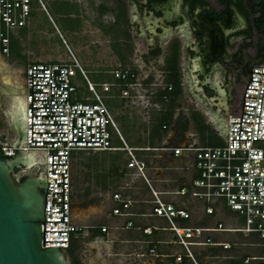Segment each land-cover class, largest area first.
<instances>
[{"label":"built area","instance_id":"built-area-1","mask_svg":"<svg viewBox=\"0 0 264 264\" xmlns=\"http://www.w3.org/2000/svg\"><path fill=\"white\" fill-rule=\"evenodd\" d=\"M34 1L0 0V52L4 55L10 53L12 37L27 27ZM36 1L46 11L41 0ZM70 55L71 62L34 63L24 73L26 139L21 151L34 155L37 166L44 165L43 177L47 182L45 246L44 224L42 246L67 252L74 238L99 229L73 221L74 154L126 153L129 166L146 179L147 163L139 160L137 153L161 150L175 158L183 153L193 156L192 168L197 178L190 188L173 194L200 202L207 215H214L216 206L222 204L236 221L234 225L219 222L214 227L179 226L178 220H190L189 212L162 201L155 194L152 215L167 221L175 235V244L181 249L165 258L171 259V264H264V65L251 70L252 81L241 102H244L243 114L241 109L230 117L223 146L131 148L123 139L106 100L115 92L123 100H136V86L119 73H113L115 78L111 83L93 84ZM79 77L86 83L84 94L79 93L75 83ZM116 140L119 145L115 144ZM0 151L12 157L18 152L10 145H1ZM111 199L117 205L112 211L114 216H131L133 201L122 193H114ZM133 227L128 222L125 229ZM100 231L107 233V228ZM144 233L150 234L151 230ZM218 235L233 236L235 241L217 240ZM247 248L252 251L250 255H239ZM149 254L161 257L154 249Z\"/></svg>","mask_w":264,"mask_h":264},{"label":"rangeland","instance_id":"rangeland-1","mask_svg":"<svg viewBox=\"0 0 264 264\" xmlns=\"http://www.w3.org/2000/svg\"><path fill=\"white\" fill-rule=\"evenodd\" d=\"M41 2L46 11L35 0L32 18L25 29L12 37L9 55L0 52V84L10 89V84L17 82L24 91V73L29 65L71 62V53L86 72L91 83L113 82L114 78L111 77L110 72L117 66L112 51L114 44L113 21L117 7L126 6L125 3L122 4L123 2L120 0H41ZM156 78H159L158 74H156ZM170 82L166 81L165 85H161L160 93L155 94V99L151 100L153 104L156 103V106L149 110L144 109L145 104H142L143 101L138 103V100H124L126 103L120 104L116 107L119 110L114 112L110 107L115 120L119 118L130 127H135L134 145L144 148L143 146L149 144L148 141L146 142V128L150 127V123H154V120L152 122V113L166 107L168 116L166 124L169 126L172 122L171 115L175 109H172L170 105L175 103L172 99L175 92L169 94L168 87L170 85L174 87V84H170ZM75 83L79 93H86V83L82 78H77ZM165 87L166 89L162 90ZM158 95L166 96L165 100ZM9 101L13 102V96L9 98ZM107 103L109 106H116L114 101ZM7 105L8 101L0 99V144L2 145H11L15 140V134L9 130L7 124ZM199 118L201 119L200 116ZM119 130L130 145L128 136L131 133L128 129L124 130L119 127ZM210 141V145L213 146L215 139L211 138ZM115 144L119 145V142L116 140ZM151 157L145 152L137 153V158L147 163ZM40 170L41 168L36 166L19 179L38 176ZM150 173H152L151 169L145 172L147 177ZM143 181L144 179L138 171L129 166V158L126 153L99 152L73 155L74 209L91 212L96 208H104L103 213L107 214L100 220L91 218L89 226H97L102 222L112 228L117 227L118 222L109 218L111 206L107 202V194L119 191L125 196L129 194L131 197L142 199ZM154 186H156V190H162L160 184L157 183ZM147 199H150V196H147ZM219 220L227 225L234 224L231 217L221 216ZM114 230L117 232L113 233L115 238L106 237L97 241L93 237H86L83 234L75 239L71 249L66 253L69 264H116L117 254H124L127 258V255L132 252L145 250V248L134 245L125 239V234L119 237L118 234L122 232L121 230L117 231V228ZM225 240L235 241V238L231 236ZM251 253L252 251L247 248L242 249L239 255H250Z\"/></svg>","mask_w":264,"mask_h":264},{"label":"flooded vegetation","instance_id":"flooded-vegetation-1","mask_svg":"<svg viewBox=\"0 0 264 264\" xmlns=\"http://www.w3.org/2000/svg\"><path fill=\"white\" fill-rule=\"evenodd\" d=\"M120 1L126 6H118L114 16L112 51L117 66L110 75L119 73L135 85L134 95L144 109L156 106L151 100L171 81L169 94H189L199 102L172 104V109L240 112L245 81L255 66L264 65L262 0ZM9 87L14 105L22 99V88ZM9 98L0 90L2 101ZM160 110L167 112L166 107ZM38 166V175H43L44 165ZM26 172L17 170L14 178L21 181Z\"/></svg>","mask_w":264,"mask_h":264},{"label":"crops","instance_id":"crops-1","mask_svg":"<svg viewBox=\"0 0 264 264\" xmlns=\"http://www.w3.org/2000/svg\"><path fill=\"white\" fill-rule=\"evenodd\" d=\"M172 99L175 101L174 104H184L185 102L191 103L192 101L196 104L199 103L195 100L194 96H189V94H175L172 96ZM110 101L116 102V106H109L107 102ZM122 103H126V101L119 97L118 92L113 93L112 98L106 100L109 110L111 107L113 112L119 110V108L116 107ZM233 115L234 114L231 112L229 114H227V112L218 113L217 111L212 112L202 108L193 111L185 106L182 109L174 110L173 115H171L172 122H170L168 126V124H166V117L168 116L165 111L160 110L156 113H152V122L154 120V123H150V127L146 128V142L148 141L149 144L143 147L154 149H161L164 147L184 149L189 147L223 146L225 143L229 119ZM115 122H117L118 128L120 127L124 130L128 129L131 133V135L128 136L130 142L129 145L120 132L126 144L131 148H140V146L133 144L135 141V127H130L126 122L119 118H117ZM211 138L215 139V144L213 146L210 145ZM148 154L152 157L148 163L146 162L147 170L151 169L152 173H150L148 177L146 176V179L143 178V198L131 197L129 194L125 196L119 191L107 194V202H109L111 206L109 209V218L114 222H118L119 225L112 228L110 225L101 222V224L97 225L99 229L90 230L84 234L86 237L90 236L97 241H100L102 238L106 237L115 238L113 233H117L116 230H114L117 228V231H122L118 234L119 237L125 234V239L129 240V242L134 245H139L143 249L145 248L146 251L141 250L135 253L132 252L127 255V258L124 254H117L116 264H165L166 262L171 264V259L165 258V256L181 251V249L175 244V235L170 230L167 221L152 215V203L155 199V194L162 201L171 203L176 208L185 209L189 212L190 220H178L177 223L179 226L214 227L217 223L221 222L219 220L221 216H227L228 218L231 217L232 220L235 219V216L222 204L216 206L214 215H207L204 210V205L200 202L188 197H180L173 194L180 189L190 188L191 182L197 178V173L192 168L193 156L191 154L183 153L178 158H175L171 153L161 152V150L157 152H149ZM157 183L160 184L162 190H156V186L154 185ZM114 193H122L126 199H130L134 202L130 208V217L121 218L112 214L113 209L117 207L111 199ZM147 196H150V199H147ZM103 212L104 208H96L91 212L83 209H73V221L78 224L90 225L89 221L91 218L94 220H100L106 217L107 214H104ZM128 222H132L134 227L126 230L125 226ZM234 224H236L235 220ZM103 227L107 228V233H101L100 229ZM147 229L151 230L150 234L144 233ZM227 237L231 236L218 235L217 240H225ZM77 238L72 240L71 245ZM151 249L156 250L157 254L161 257L150 255L149 251ZM66 253L67 252H65V254Z\"/></svg>","mask_w":264,"mask_h":264},{"label":"water","instance_id":"water-1","mask_svg":"<svg viewBox=\"0 0 264 264\" xmlns=\"http://www.w3.org/2000/svg\"><path fill=\"white\" fill-rule=\"evenodd\" d=\"M251 81L252 71L248 80L245 81L242 100H244L245 90ZM0 88L5 97L13 96L8 88L1 84ZM19 95L22 97V102L16 110H13L9 99L6 108V114L15 134V140L10 146L18 150L17 155L4 156L0 151V264H69L62 250L43 247L45 246L47 195V182L43 175L29 176L21 181L14 178L15 171L22 169L29 171L37 166L34 155H27L21 151L26 139L24 91L22 90ZM241 109L243 114V107ZM244 141L246 145V140ZM43 224L44 242L42 246L41 227Z\"/></svg>","mask_w":264,"mask_h":264},{"label":"bare ground","instance_id":"bare-ground-1","mask_svg":"<svg viewBox=\"0 0 264 264\" xmlns=\"http://www.w3.org/2000/svg\"><path fill=\"white\" fill-rule=\"evenodd\" d=\"M8 82H9V81H8ZM9 84H10V83H9ZM12 85H13V86H12ZM14 85H15L16 89H17V87L20 88V84L17 83V82H14V84H10V86H11L12 88L14 87ZM21 102H22V99L19 98V99L17 100V103L14 104V105H12V108H13L14 111L16 110V107H18V105H19Z\"/></svg>","mask_w":264,"mask_h":264},{"label":"trees","instance_id":"trees-1","mask_svg":"<svg viewBox=\"0 0 264 264\" xmlns=\"http://www.w3.org/2000/svg\"><path fill=\"white\" fill-rule=\"evenodd\" d=\"M11 43H12V41H11ZM10 50H11V46H10ZM23 179H25V178H23ZM23 179H22V180H23Z\"/></svg>","mask_w":264,"mask_h":264}]
</instances>
